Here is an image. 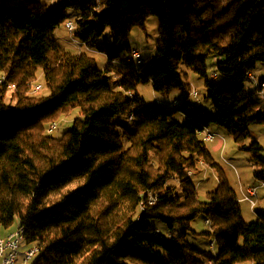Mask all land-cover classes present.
Here are the masks:
<instances>
[{
  "label": "trees",
  "instance_id": "obj_1",
  "mask_svg": "<svg viewBox=\"0 0 264 264\" xmlns=\"http://www.w3.org/2000/svg\"><path fill=\"white\" fill-rule=\"evenodd\" d=\"M24 1L0 0V227L17 218L23 244L39 246L32 264H264V210L247 222L222 170L203 201L192 179L200 161L221 169L200 135L213 124L253 153L254 175L264 179L263 147L243 143L249 124L264 123L258 89L245 86L246 72L264 62V0ZM149 15L158 18L154 54L135 66L112 64L130 55L128 33ZM69 20L75 42L97 43L104 68L84 47L71 52L55 38ZM208 58L222 80L208 79ZM181 63L205 79L213 111L187 97L169 110L138 93L149 81L157 92L187 87ZM38 69L48 92L35 97ZM8 84L15 100L7 102ZM75 103L82 115L71 128L43 134ZM198 215L209 221L204 234L215 253L186 238Z\"/></svg>",
  "mask_w": 264,
  "mask_h": 264
},
{
  "label": "rangeland",
  "instance_id": "obj_2",
  "mask_svg": "<svg viewBox=\"0 0 264 264\" xmlns=\"http://www.w3.org/2000/svg\"><path fill=\"white\" fill-rule=\"evenodd\" d=\"M48 6H52V1L50 0H41ZM56 1V0H55ZM6 2L7 5H16L23 7L25 5L24 0H13V3ZM71 11H68L70 13ZM73 19V17H71ZM55 38L67 49L72 51H78L74 43L72 42L71 33L65 27V23H61L55 29ZM158 37V18L155 15H149L144 22L143 27L134 26L127 36V41L131 49H137L140 52L141 58L144 59L154 54L156 40ZM83 49V47H82ZM95 58L97 65L99 68H104L106 64L105 56L99 52L88 51ZM128 57H131L128 55ZM131 66H135L136 62L133 60L129 63ZM207 71H208V79L213 82L215 80H222L220 76L212 77L213 71H215V59L208 58L206 61ZM180 69L183 71L182 76L187 83V87L185 88H174L169 90L168 92H157L154 91L151 85V82L140 83L137 85L138 93L144 98V100L148 103L159 102L162 101V105L169 110H174L175 106L171 105L170 102L174 99V97L178 98L182 102L184 98L187 97L188 101L194 104L199 108H203L205 110L213 111V106L211 104L210 99L206 98L207 88L205 86V79L195 72L191 71L189 68L185 66L184 63H181ZM264 69V62L258 63L256 70L253 72L254 76L259 79L262 75ZM3 73H0V76ZM37 80L34 81L32 85H30L29 94L35 97H40L45 95L48 90L45 86V81L42 76L41 70L38 69ZM37 84L41 85V88L35 89ZM111 86L117 88L118 80L116 78L112 79L110 83ZM245 86L248 89H252L255 87V84L251 80H247L245 82ZM14 89H9L6 96V101L15 100V92ZM192 90L197 91L198 97H193L190 92ZM256 100H258L264 106V95H260L257 93ZM76 104V103H75ZM70 106L69 110L66 113L61 114L56 120V128L50 134L54 137H60L66 130L71 128L74 119L81 117V107L79 104ZM81 104V103H80ZM82 106V105H81ZM174 118L178 121H183L184 117L181 113L176 112L174 114ZM117 121L122 124H130V121L125 116H120L117 118ZM213 131L218 135L214 142H207V146L212 151V156L214 161L218 164L221 169H212L204 163H199V170L194 173L192 179L196 185V189L199 195L200 200H206V192L214 189L218 182V173L217 171H223L229 184L234 188L238 198L240 200L241 213L242 217L247 221H254L256 219V210H264V179L259 180L254 175V171L258 166L259 161L252 159V152L242 149L239 147L238 143L235 141L234 136L231 133H228L226 129L219 125H211ZM130 128V127H129ZM248 136L243 140L245 145H249L252 140H256L263 148L259 150L256 154L257 156L264 160V123L257 124L251 123L247 126ZM43 134H47L46 129ZM223 142V147L220 151L214 150L215 143ZM122 142L126 147L128 145V141L125 136H122ZM244 186H252L256 188V195L252 197L255 204L254 207L251 208L248 201L242 200L240 185ZM151 199V198H150ZM205 216L198 215L194 218L190 226L194 232L187 231L186 238L187 240L200 249L203 250H211L213 253L216 251V246L212 249L211 241H214L212 236L208 237L204 234V232L209 230V225L205 223ZM17 218L13 223V227L17 224ZM153 226H156L161 232L166 233V227L159 221H151ZM11 226V227H12ZM2 229V228H1ZM182 229L178 232H181ZM23 242L21 243L19 249V256L17 258L18 264L21 261L23 255ZM25 246V245H24ZM36 259V255L34 258L29 260L25 264H32V262ZM22 263V262H21Z\"/></svg>",
  "mask_w": 264,
  "mask_h": 264
},
{
  "label": "built area",
  "instance_id": "obj_3",
  "mask_svg": "<svg viewBox=\"0 0 264 264\" xmlns=\"http://www.w3.org/2000/svg\"><path fill=\"white\" fill-rule=\"evenodd\" d=\"M71 35L74 30V23L73 21L69 20V29H67ZM75 42V39H74ZM76 47L78 50L82 49V45L80 42H76ZM96 45V43H95ZM84 47V45H83ZM86 50L90 51L91 48L89 47H84ZM135 53H140L137 49L131 50L130 55H133ZM114 63L118 64V60H114ZM246 74L251 75V81L253 83H260L261 84V91L258 92L260 95L261 93H264V82H260L259 79H257L254 74L250 71H247ZM5 75H3L2 79H0V83L5 81ZM9 87V84L8 86ZM41 85L37 86V88H40ZM190 94H195L196 98L198 97V93L195 90H192ZM178 100H174L171 103H175ZM56 126H51L49 124L46 128V131L53 132ZM200 135L202 136L203 140L205 142H213L218 135H211V133H205L203 129L200 131ZM201 163V162H199ZM188 175H192L191 171H188ZM264 185V183L262 184ZM254 191H256L255 187H250L247 189V192L245 195H243L242 200L248 201L250 206H252V197H254ZM19 237H24V234H19V227L16 228L14 231H12V235H6V236H0V262L1 264H16L17 258L19 255V249H20V244H19ZM212 247V244H211ZM39 252V246L37 244H32L28 246L22 253L23 255V262L27 263L32 256L37 255Z\"/></svg>",
  "mask_w": 264,
  "mask_h": 264
},
{
  "label": "bare ground",
  "instance_id": "obj_4",
  "mask_svg": "<svg viewBox=\"0 0 264 264\" xmlns=\"http://www.w3.org/2000/svg\"><path fill=\"white\" fill-rule=\"evenodd\" d=\"M65 27H66L67 29H69V21H67V22L65 23ZM72 41H74V38H73V37H72ZM96 45H97V43H96ZM130 56H131V57H127V58H125V59H117V60H118V64H120V65H122V66H128L130 62H132L133 60H135L136 65H137V64L142 63V61H143L142 58H141L140 53H135V54L130 55ZM3 75H4V74H2V75L0 76V79H2ZM246 76H247V79H248V80H251V75L246 74ZM212 77H216V72H215V71H213V73H212ZM262 82H264V81H262ZM254 84H255V87L258 89V92H260V91H261V84H260V83H254ZM39 85H40V84H37V85L35 86V89H39V88H37V86H39ZM8 88H9V89H14L15 86L12 85V84H9V87H8ZM40 88H41V87H40ZM130 95H131V93H130ZM191 95H192L193 97L196 98V95H195V94H191ZM261 95H264V93H261ZM170 104L173 105V106H176V105L179 104V101H176L175 103H170ZM130 118H132V115L129 116V119H130ZM49 124H51V126H56L55 122H51V123H49ZM203 131H205V133H211V135H217L214 131H212V130L209 129L208 127L203 128ZM46 132H47V133H50V131H46ZM200 162H201V161H200ZM201 163H202V162H201ZM255 195H256V191H254V196H255ZM150 202H152V198L150 199ZM254 204H255V202H254V200H252V206H251V208L254 207ZM205 223L209 225V221H208V220H205ZM19 234H24V231H23L22 228H19ZM7 235H12V232L8 233ZM23 240H24V237H19V244H20V246H21V243L23 242ZM211 244H212V249H213L214 244H213L212 241H211ZM32 258H34V256H32V257L30 258V260H31Z\"/></svg>",
  "mask_w": 264,
  "mask_h": 264
},
{
  "label": "crops",
  "instance_id": "obj_5",
  "mask_svg": "<svg viewBox=\"0 0 264 264\" xmlns=\"http://www.w3.org/2000/svg\"><path fill=\"white\" fill-rule=\"evenodd\" d=\"M9 1H11L10 3H13V0H6V2H9ZM50 1H52V4L55 2V0H50ZM43 2V1H42ZM73 43H74V45L76 46L77 44H76V42H74V41H72ZM96 46H98V45H95L94 47H91V49H90V51H92V52H99L98 50H97V47ZM65 47V46H64ZM65 49L66 50H68V51H71V52H75V51H72V50H70V49H67L66 47H65ZM133 50V49H132ZM99 53H101V52H99ZM103 54V53H102ZM104 55V54H103ZM105 56V55H104ZM105 59H106V57H105ZM143 60V59H142ZM112 64H114V62H112ZM174 100H178V101H180L178 98H176V97H174V99L172 100V101H174ZM171 101V102H172ZM170 102V103H171ZM159 103H161L162 104V101L160 100L159 101ZM76 104H79L80 105V107H81V104L80 103H76ZM75 104V105H76ZM212 126H209L208 128L209 129H212L211 128ZM213 131V130H212ZM215 132V131H214ZM215 141V140H214ZM213 141V142H214ZM214 146V150H216V151H220V149L223 147V142H218V143H215V144H213ZM212 152V151H211ZM240 187V192H241V198L243 197V195H245L246 194V192H247V189H249L250 187H252V186H250V185H248V186H244L243 184L242 185H240L239 186ZM13 225V224H12ZM11 225V226H12ZM11 226H8V227H0V236H6L8 233H10V232H12V231H14L16 228H18V222H17V224L15 225V227H11ZM2 228V229H1ZM23 247H24V249H23V251L27 248V246H24L23 245ZM23 253V252H22ZM19 256V255H18ZM22 259H23V257H22ZM21 259V261L19 262L20 264H25L24 262H23V260ZM22 262V263H21ZM0 264H1V262H0ZM16 264H18V263H16Z\"/></svg>",
  "mask_w": 264,
  "mask_h": 264
}]
</instances>
